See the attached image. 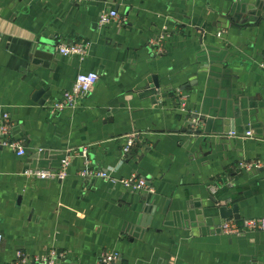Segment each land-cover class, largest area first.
Instances as JSON below:
<instances>
[{
  "label": "crops",
  "instance_id": "1",
  "mask_svg": "<svg viewBox=\"0 0 264 264\" xmlns=\"http://www.w3.org/2000/svg\"><path fill=\"white\" fill-rule=\"evenodd\" d=\"M262 7L264 0H0V115H10L11 136L25 148L21 157L0 150V264L17 263L19 252L26 264H45L52 251L59 264H98L111 253L114 264H264V232H220L236 215L264 218ZM111 10L119 19L99 30V15ZM162 33L157 55L152 44ZM43 39L55 43L48 67L32 57ZM76 42L90 43L85 59L58 53ZM89 72L99 79L79 105L50 114L47 106ZM132 134L139 141L121 161ZM82 149L87 158H73L62 181L24 175L58 171L68 152ZM243 162L261 165L240 170ZM85 168L116 179L135 174L149 191L82 179ZM221 208L236 215L223 217Z\"/></svg>",
  "mask_w": 264,
  "mask_h": 264
},
{
  "label": "built area",
  "instance_id": "2",
  "mask_svg": "<svg viewBox=\"0 0 264 264\" xmlns=\"http://www.w3.org/2000/svg\"><path fill=\"white\" fill-rule=\"evenodd\" d=\"M77 2H83L88 0H73ZM118 13L116 11H104L99 15L97 28L99 30L105 28L111 23L118 20ZM165 38V33H162L161 36L152 44V49L154 53L159 55L162 53L161 41ZM2 37L0 36V42ZM90 47L89 42H76L70 45H59L57 51L60 55L65 57H77L80 60L85 59L87 56L88 50ZM260 67L264 70V62L260 64ZM99 76L96 73H81L78 74L75 78V81L72 85V88L69 91H66L62 94L60 100L54 101L47 106V109L50 114L59 113L66 109H75L81 100H83L90 92V90L98 82ZM187 96L181 95L178 97L180 111H185ZM12 120L8 113L4 112L0 115V150L2 148H10L15 152L19 157L25 155V148L21 140H15L12 138ZM247 135H251L247 133ZM139 138L137 134H132L125 139V143L120 152L121 161L127 159L133 148L137 145ZM87 158V152L85 149H82L81 152H68L60 161V168L58 171H50L45 169H32L26 170L24 175L26 177L35 178L38 180H59L62 181L67 176V169L70 165V162L75 157ZM260 162H243L239 164L240 170H250L252 168H258ZM80 178L86 179L94 177L96 179L108 180L113 184L120 183L125 188L133 192H143L149 191L146 180L138 177L135 174H132L129 178L126 179H116L111 173L101 171V170H92L91 168H85L79 174ZM220 232L224 235L229 236H241L249 232H264V218H254V219H242L235 220L229 219L224 221L220 226ZM3 240L2 235L0 234V242ZM57 255L55 252H50L47 258H43L40 262L45 264H59L56 263ZM18 262L14 264H26L27 259L22 253H17ZM117 259L116 254H105L103 255L98 264H114Z\"/></svg>",
  "mask_w": 264,
  "mask_h": 264
},
{
  "label": "water",
  "instance_id": "3",
  "mask_svg": "<svg viewBox=\"0 0 264 264\" xmlns=\"http://www.w3.org/2000/svg\"><path fill=\"white\" fill-rule=\"evenodd\" d=\"M262 10H264V7H262ZM252 16L251 22L256 21L254 15L255 14H250ZM238 20V17L236 18ZM55 47V43H52L51 40H40L36 47L34 48V51L32 53V57L36 60L40 59L43 61V67H48L49 63L52 59L53 56V49ZM192 129L191 133L192 135L198 137L201 134V130L199 129V126H194L193 124H190ZM209 138H202V142H208ZM221 215L224 217V215H228L230 218H233L234 215H236V209L234 208L233 210H227V208H221L220 209ZM234 219L238 220V216H234Z\"/></svg>",
  "mask_w": 264,
  "mask_h": 264
}]
</instances>
